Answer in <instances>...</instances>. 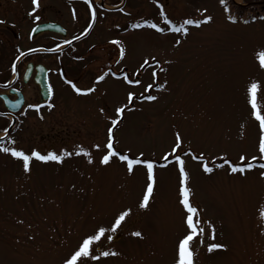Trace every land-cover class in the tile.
I'll list each match as a JSON object with an SVG mask.
<instances>
[{
    "label": "rangeland",
    "instance_id": "374dc122",
    "mask_svg": "<svg viewBox=\"0 0 264 264\" xmlns=\"http://www.w3.org/2000/svg\"><path fill=\"white\" fill-rule=\"evenodd\" d=\"M19 1L24 34L32 25L30 18L40 21L48 17L49 0H38L39 7L34 12L31 0ZM188 3L184 5L188 15H183L200 18L198 10L207 8L206 14H211L214 21L201 29H190L191 35L178 48L173 47L178 34H160L148 28L134 31L133 49L129 51L133 61L128 58L118 67L127 66L133 73L145 56L154 55L161 61L171 59L168 72L160 74L161 80L166 75L169 91H153L152 94L160 95L155 103L137 98L134 107L129 106L133 111L124 114L123 123L115 132L117 147L122 151L131 149L130 154L143 151L145 157L162 164L161 156L170 151L173 132L179 129L184 146L197 153L203 151L209 160L222 153L232 161H238L241 153L255 155L258 123L250 116L245 90L248 83L256 80L261 85L258 99L264 97V71L255 58V53L264 49V13L256 16L245 10L242 16L233 14L238 22L231 24L216 5L217 0ZM172 13L171 20L179 16ZM149 21L165 27L155 15H150ZM46 40L45 37L38 42ZM27 48L28 43H23L22 49ZM40 58L49 68V55ZM93 66L78 87H91L97 69L104 65ZM69 71L77 76L72 69ZM139 78L142 83L131 88L105 79L97 85L96 93L70 99L66 97L70 91L58 85L60 101L56 100L53 110L25 119L18 143L6 146L46 154L74 152L80 145L92 153L94 163L89 165L86 157L75 155L59 165L33 160L32 171L26 175L19 161L0 153V264H61L83 235L97 224L108 226L113 215L125 206L133 208L130 222L117 231L111 242L103 239L100 248L118 251L120 255L89 264H174L176 242L184 233L177 204L175 164L155 169L158 183L154 199L147 210H140L136 205L145 183L144 169L138 168L129 177L118 162L109 167L95 163L102 153L92 145L105 142L107 117H114L115 107L127 102V91L139 95L151 82L149 71ZM61 97H66L69 107ZM260 103L264 108V99ZM101 108L104 114L100 113ZM185 161L191 175L193 201L202 218L215 224V242L228 245L227 251L210 254L206 247L213 241L207 235L203 245L199 239L194 240L195 264H264V218L260 215L264 209V180L259 178V169L245 177L229 176L224 169L205 176L198 162L190 157H185ZM134 230H141L145 238L131 237ZM29 236L34 239L29 240Z\"/></svg>",
    "mask_w": 264,
    "mask_h": 264
},
{
    "label": "snow or ice",
    "instance_id": "6c2138e0",
    "mask_svg": "<svg viewBox=\"0 0 264 264\" xmlns=\"http://www.w3.org/2000/svg\"><path fill=\"white\" fill-rule=\"evenodd\" d=\"M32 5L35 7L32 9L34 12L39 7L38 0H31ZM84 3L88 6L91 13V19L87 26L84 28L80 36H73L70 40H64L63 43L71 45L73 40H79L81 36L86 34L94 25L97 13L93 8L91 0H84ZM219 4L223 7L224 12L227 13L226 20L231 23H237V17L231 14V9L228 7L227 0H219ZM160 8V16L163 20L165 27H161L158 23L143 20L142 22L132 23L130 27L132 29L148 28L155 30L156 33L165 34L170 32L178 34V38L175 39L173 47L178 48L181 46L187 38L191 35L190 29H201L202 26L209 25L214 21V17L208 13V9H199L200 18L186 17L179 23H175L169 19L163 10V6L158 4ZM123 11V9H120ZM32 15V12L28 13ZM36 19H39L37 16ZM264 19V17H261ZM4 20H0V24H4ZM243 23H249L248 20H244ZM35 31V29H33ZM31 38V37H30ZM112 44L118 46V59L116 63L119 64L125 59L126 48L121 44L119 40L111 41ZM60 49V45L55 48H48V52H56ZM19 51V50H18ZM37 49L29 48L28 52H35ZM26 53L19 51V55L15 60L19 61ZM255 58L258 61L259 68L264 71V49L255 53ZM173 60L165 59L163 61L156 58L154 55L145 56L142 58V62L133 73L128 74L121 70L119 73L113 71L111 68L103 71L101 74L95 76V82L91 87H78L72 80H65L72 91L77 96H87L96 91V84L104 81L106 77L111 76L116 80H122L123 83L129 86H136L142 83L139 78L145 71H149L151 82L144 86V92L139 95L131 90L126 93V103H121L114 109V117H107L109 125L106 130V139L103 144L94 143L92 147L102 154L98 161H95L99 166L109 167L114 162L120 163L127 174L132 177L138 168H143L145 171V183L140 197L137 200V208L140 210H147L150 207V202L154 199V193L157 187V176L155 169L157 167H167L170 164H175L178 173V187H177V204L181 209L182 223L184 225V233L177 240L175 246L174 264H195V251L192 247L194 240L199 239L200 245L204 244V237L207 235L208 239L213 241L207 244L206 251L213 253L215 251H227L228 245L223 242H215L216 240V226L209 219L202 218V212L199 206L193 201V189L191 187V175L186 167L185 157H190L191 160L196 161L200 165V169L205 176H211L217 169H224L229 176L245 177L248 173L255 169H259V178L264 180V108L260 103V99L264 97L258 96L260 94L261 85L258 81L252 80L247 84L245 95L246 103L249 106V112L251 118L258 123L259 135L256 143V154L252 156H246L241 153L238 161H232L227 158L226 153H222L219 157L212 156L209 160L203 151L199 153L193 151L191 147L184 146V136L179 129L173 132V143L170 146V151H166L161 156L162 164H158L155 160L145 157L143 151H139L138 154H130L131 149L120 150L118 145V138L115 134L119 125L123 123L126 112L133 111L134 101L139 98L141 102L155 103L159 101L160 95L152 94L153 91L159 94H163L169 91V81L165 75L164 79H160V74H166L169 67L172 65ZM12 71H16V63L12 64ZM49 95L53 94V89L49 86ZM133 105V107H129ZM29 107H37L29 105ZM49 108L53 107L52 104L48 105ZM101 114H104V109L101 108ZM243 127V125H241ZM8 129H4V136H0V153L7 154L11 158L21 163L23 174L30 175L32 168L31 163L33 160L48 164L54 162L56 164H63L64 160L73 155L84 156L87 158L89 165L94 163L92 153L83 148L80 145L76 146L74 152L67 150H61L60 153L54 151H48L46 154H42L36 149H32L30 153H26L22 149L16 147L5 146L3 142L7 137ZM9 145H15V140L8 139ZM221 161L216 163V161ZM74 187V186H73ZM133 208L131 206H125L118 210L113 215L108 226L103 224H97L93 230L86 233L81 237L77 245L71 249L68 254L62 259L61 264H89V261L98 262L102 258L116 257L120 255L118 251L111 249L100 250L101 241L106 239L108 242L113 240L114 235L125 224L130 222L132 217ZM260 215L264 218V209L261 210ZM23 223V221H19ZM131 237L143 240L144 233L141 230H134L130 232ZM29 240L34 237L29 236Z\"/></svg>",
    "mask_w": 264,
    "mask_h": 264
},
{
    "label": "flooded vegetation",
    "instance_id": "af4514ba",
    "mask_svg": "<svg viewBox=\"0 0 264 264\" xmlns=\"http://www.w3.org/2000/svg\"><path fill=\"white\" fill-rule=\"evenodd\" d=\"M6 1L0 0V20L5 21L4 24H0V136H4V129L7 128L9 135L3 141L5 146L9 145L8 139L18 143L25 119L53 110L56 100L60 101L58 99L59 91L56 90L58 85H62L70 91L71 94L69 93L67 98H77L65 80H72L78 86L81 78L83 80L84 74L95 67L93 66L95 64L104 65L97 69L98 75L108 68L118 73L123 70L131 74L127 66L118 67L124 62L133 61V57L129 56V51L133 49L135 29H132L130 25L149 20L150 15H155L158 17V21L161 20L163 23L158 4L163 6L169 19L173 17L172 12L175 11V15L179 16H174L176 18L173 21L179 22L186 17L183 14H187L188 11L184 5H189L188 2L192 0H91L97 13L96 21L86 34L79 40H73L71 45H66L63 41L70 40L73 36H80L91 19L90 10L84 0H49L48 17L40 21L30 18L32 25L28 30L25 29L24 34L21 25L20 1L8 0V5H6ZM239 1L227 0L232 15L242 16L241 13H244L245 10H251L256 16L264 13V0ZM216 5L221 8L223 14L227 15L218 0ZM30 16L33 17V15ZM43 23L58 25L60 29L31 36L32 29ZM137 30H143V28ZM45 37L47 38L45 43L39 44L38 40ZM113 40L121 41V44L126 48L125 59L119 64L116 63L118 46L111 43ZM23 43H28L30 48L37 49V51L28 52L29 48L23 50ZM57 45H60L58 51H46V49L55 48ZM18 50L26 54L16 61L15 58L19 55ZM131 53L133 55V50ZM48 55L49 68L40 58ZM14 62L16 63L15 72L12 71ZM38 64L43 65L47 70L48 84L53 89V94L49 95L47 101H41L39 86L35 81L34 67ZM65 67L68 71L69 68L72 69V73L77 76L69 74ZM106 79L120 81L126 88L133 87L111 76ZM94 82L95 77L91 80L90 86H93ZM102 83L103 81L95 85L96 90L98 89L97 85ZM66 97L64 99L61 97V100L66 101L67 104H65L69 107L70 104ZM49 104H52L53 107L49 108ZM29 105L38 106L39 110L37 107H29ZM77 108L81 109L79 105Z\"/></svg>",
    "mask_w": 264,
    "mask_h": 264
},
{
    "label": "water",
    "instance_id": "95a60500",
    "mask_svg": "<svg viewBox=\"0 0 264 264\" xmlns=\"http://www.w3.org/2000/svg\"><path fill=\"white\" fill-rule=\"evenodd\" d=\"M57 28H58V26L52 25V24L38 25L34 28L35 31L32 30V35H36L38 33L46 32V31H56ZM35 71H36V80L35 81L39 85L42 100H45L49 96V92H48L49 87L47 85L46 71L40 65L35 67Z\"/></svg>",
    "mask_w": 264,
    "mask_h": 264
}]
</instances>
